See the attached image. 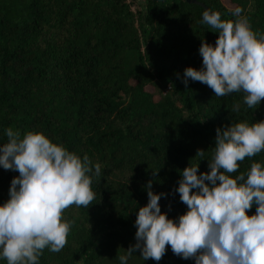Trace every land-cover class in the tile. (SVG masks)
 Here are the masks:
<instances>
[{
    "label": "trees",
    "instance_id": "trees-1",
    "mask_svg": "<svg viewBox=\"0 0 264 264\" xmlns=\"http://www.w3.org/2000/svg\"><path fill=\"white\" fill-rule=\"evenodd\" d=\"M195 1L143 0L134 11L128 0H0V142L9 127L39 131L101 166L94 201L65 210L66 244L44 249L40 264H119L136 241L145 185L163 194L161 212L177 218L187 207L175 191L180 171L197 163L198 173L209 170L216 128L264 119V98L250 109L242 92L217 97L199 81L182 82L185 67L201 66V40L214 44L218 35L201 22L205 8L232 20L239 7L264 33V0ZM256 161L264 152L232 175ZM17 175L0 167V203ZM139 255L128 264H194L167 245L159 261Z\"/></svg>",
    "mask_w": 264,
    "mask_h": 264
},
{
    "label": "clouds",
    "instance_id": "clouds-1",
    "mask_svg": "<svg viewBox=\"0 0 264 264\" xmlns=\"http://www.w3.org/2000/svg\"><path fill=\"white\" fill-rule=\"evenodd\" d=\"M231 15L235 19L202 12L201 22L218 35L214 44L201 40V66L185 67L182 82L199 81L217 97L242 92L243 103L255 109L264 98V33L252 30L239 7ZM4 135L0 167L18 175L0 203V260L40 264L44 249L59 252L66 244L72 221L64 217L65 210L87 208L94 201L91 184L101 166L39 131L21 134L9 127ZM213 145L208 171L198 173V163L180 171L175 191L187 207L177 218L161 212L163 194L151 190V181L145 185L147 203L134 221L136 242L119 255V264H128L137 249L143 261H159L166 245L194 264H264V162L232 175L245 158L264 152V119L217 127ZM197 154L204 158L202 150ZM253 205L255 212L248 214Z\"/></svg>",
    "mask_w": 264,
    "mask_h": 264
},
{
    "label": "rangeland",
    "instance_id": "rangeland-1",
    "mask_svg": "<svg viewBox=\"0 0 264 264\" xmlns=\"http://www.w3.org/2000/svg\"><path fill=\"white\" fill-rule=\"evenodd\" d=\"M128 1L131 2L130 6H131L132 10L135 11V9L141 4V2L143 0H128ZM221 1L227 7H233L234 6V4L232 2H230V0H221ZM149 90H153V89L149 87Z\"/></svg>",
    "mask_w": 264,
    "mask_h": 264
},
{
    "label": "water",
    "instance_id": "water-1",
    "mask_svg": "<svg viewBox=\"0 0 264 264\" xmlns=\"http://www.w3.org/2000/svg\"><path fill=\"white\" fill-rule=\"evenodd\" d=\"M189 2L195 3V0H188ZM205 10H208L207 8H205Z\"/></svg>",
    "mask_w": 264,
    "mask_h": 264
}]
</instances>
